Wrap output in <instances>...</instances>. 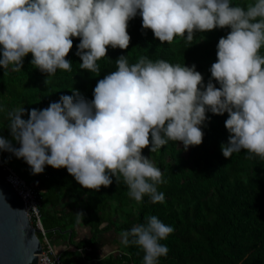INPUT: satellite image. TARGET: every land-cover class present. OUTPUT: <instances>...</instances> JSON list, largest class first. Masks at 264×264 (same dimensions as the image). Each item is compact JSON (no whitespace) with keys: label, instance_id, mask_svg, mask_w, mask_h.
Wrapping results in <instances>:
<instances>
[{"label":"clouds","instance_id":"obj_1","mask_svg":"<svg viewBox=\"0 0 264 264\" xmlns=\"http://www.w3.org/2000/svg\"><path fill=\"white\" fill-rule=\"evenodd\" d=\"M137 15L160 42L230 28L219 39L208 82L195 63L147 56L130 63L121 54L116 70L97 81L93 99L73 89L42 109L10 112L11 138L0 134V152L24 159L33 174L64 167L88 189L122 177L132 198L143 202L147 195L154 203L166 199L158 187L165 179L143 149L156 152L170 140L185 149L200 145L209 112L228 113L225 157L247 150L264 158V0L246 6L233 0H0V66L20 70L31 53V64L48 77L71 71L68 54L79 37L80 67L100 72L97 61L109 46L129 48V21ZM146 221L125 229L122 242L142 248L143 264H159L169 252L162 241L175 229L154 214Z\"/></svg>","mask_w":264,"mask_h":264},{"label":"trees","instance_id":"obj_2","mask_svg":"<svg viewBox=\"0 0 264 264\" xmlns=\"http://www.w3.org/2000/svg\"><path fill=\"white\" fill-rule=\"evenodd\" d=\"M248 2L233 0L234 4L245 6ZM128 31L132 37L129 48L109 46L108 56L97 61L100 72L90 73L80 67L79 37L73 38L68 54L73 62L71 71L58 69L48 77L31 64V53L20 70L0 66V113L23 106L42 109L63 93L73 94V89L93 99L97 81L116 70V59L121 54L127 55L130 63L142 56L189 66L195 63L206 84L211 78L210 67L218 59L219 39L230 28L197 32L192 41L177 36L170 43L160 42L150 28H143L142 17L137 15L129 21ZM260 51L264 54V48ZM208 115L211 119L203 126L200 145L185 149L182 142L170 140L156 152L151 153L149 147L143 149L163 171L165 183L158 186L166 195L163 202L154 203L147 195L143 202L136 201L122 177L119 182L113 177L110 186L94 190L82 186L66 168L46 166L39 177L43 189L39 193L41 221L47 237L64 239L66 233H71L69 246L90 247L82 264H143L144 252L138 245L124 244L118 253L100 258L94 244L99 233L111 229L122 233L134 224L146 223V218L154 214L175 229L162 241L169 252L160 258L159 264H264V158L250 156L247 150L225 157L221 145L229 136L225 126L228 113ZM24 116L27 118V113ZM9 125L10 118L3 123L0 134L11 138ZM15 157L11 152H0V158L11 167ZM0 175H5L1 168ZM33 176L30 171L26 181L32 184ZM79 224L90 226V239L74 241V229ZM72 254L69 247L62 251L65 263L75 261L67 259Z\"/></svg>","mask_w":264,"mask_h":264},{"label":"water","instance_id":"obj_3","mask_svg":"<svg viewBox=\"0 0 264 264\" xmlns=\"http://www.w3.org/2000/svg\"><path fill=\"white\" fill-rule=\"evenodd\" d=\"M37 233L24 202L0 175V264H38L42 245Z\"/></svg>","mask_w":264,"mask_h":264},{"label":"built area","instance_id":"obj_4","mask_svg":"<svg viewBox=\"0 0 264 264\" xmlns=\"http://www.w3.org/2000/svg\"><path fill=\"white\" fill-rule=\"evenodd\" d=\"M0 168L5 172L3 178L15 189L25 205V210L30 224L38 229L37 235L41 241L40 261L38 264H67L63 260L62 252L55 249L53 242L47 237V231L44 229L41 221L42 199L38 188L24 178L16 170L6 164L0 158ZM69 249L77 253L78 257L71 264H82L86 261V252L91 251L90 247L78 248L69 246ZM119 252V251H114Z\"/></svg>","mask_w":264,"mask_h":264},{"label":"crops","instance_id":"obj_5","mask_svg":"<svg viewBox=\"0 0 264 264\" xmlns=\"http://www.w3.org/2000/svg\"><path fill=\"white\" fill-rule=\"evenodd\" d=\"M74 231H75L74 239L77 238L78 241L84 240V239H90L92 237L90 226L79 224L75 227ZM121 234H122L121 232H118L114 229L99 233L96 238V243L94 244L96 256L102 258L108 255L109 253H113L114 251H120L124 247ZM64 239L69 241V239H67V236ZM52 241L54 243H57L60 241V238L55 237ZM67 248H68L67 246L63 245L62 248L60 247V251L61 252L65 251ZM115 253H118V252H115ZM77 257H78L77 253L73 252V254L67 259H69V261H72V260H75V258Z\"/></svg>","mask_w":264,"mask_h":264},{"label":"rangeland","instance_id":"obj_6","mask_svg":"<svg viewBox=\"0 0 264 264\" xmlns=\"http://www.w3.org/2000/svg\"><path fill=\"white\" fill-rule=\"evenodd\" d=\"M13 110H15V109L7 108L3 113H0V128L2 127L3 123H5V121L10 118L9 113L12 112ZM12 167L13 168L16 167L21 172V173L19 172V174L25 180L30 179L31 167L27 166L25 163H23L20 158L15 157V161H14ZM40 175H41V173L40 174H34V176L31 180H32V184H34L38 188L39 191H42L43 189L41 186V178H39ZM62 207H63V205H62ZM122 218H123V216H120L119 220L121 221ZM64 236L65 237L67 236V239H69V237L71 236V233H66ZM83 236H84V234H83ZM74 241L77 242L78 241L77 238H75ZM53 245L57 251L61 252L60 247L62 248L63 245L69 247V241L66 239L60 238V241L57 243L53 242Z\"/></svg>","mask_w":264,"mask_h":264}]
</instances>
